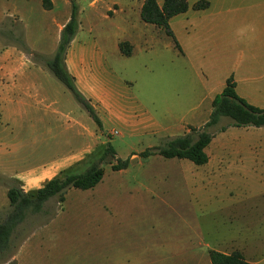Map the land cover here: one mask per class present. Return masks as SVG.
I'll return each mask as SVG.
<instances>
[{
    "label": "rangeland",
    "instance_id": "374dc122",
    "mask_svg": "<svg viewBox=\"0 0 264 264\" xmlns=\"http://www.w3.org/2000/svg\"><path fill=\"white\" fill-rule=\"evenodd\" d=\"M92 1L75 0L79 26L73 48L84 49L95 79L84 75L75 84L103 131L41 63L0 36V88L13 71L19 73L17 64L24 65L19 76H26L32 92L46 91L40 109L77 119L68 130L65 117L64 123L51 120L38 128L7 122L0 114V165L14 172L42 167V186L63 173L86 171L109 142L117 157L130 162L121 171L105 165L94 189H69L63 203L51 199L45 213L29 216L6 264H210V251L238 252L251 264H264V128H233L223 118L208 148L209 165L159 155L142 159L147 148L189 132L179 125L193 115L184 101L191 83L177 71L173 40L161 29L145 27L142 0ZM106 1L122 10L114 14L116 7L107 9ZM70 14L68 0H0V29L23 37L33 54L50 58ZM117 40L127 41L130 56L116 51ZM9 59L15 65L7 66ZM105 83L123 97L126 109L117 116L100 102ZM173 127L177 130L170 131ZM57 159L56 166L47 164ZM14 185L22 184L0 174V215L10 209L6 191Z\"/></svg>",
    "mask_w": 264,
    "mask_h": 264
},
{
    "label": "crops",
    "instance_id": "0c3cea01",
    "mask_svg": "<svg viewBox=\"0 0 264 264\" xmlns=\"http://www.w3.org/2000/svg\"><path fill=\"white\" fill-rule=\"evenodd\" d=\"M163 1L157 0L159 7L163 5ZM186 1L190 6L188 11L169 20V27L179 46V50L175 47L178 52L177 71L182 77H187L191 83L189 92L183 97L184 101L189 103L190 113L193 115L188 120H181L179 126L182 125L183 130H186L188 127L199 128L204 125L211 113L212 100L222 92L226 80L231 76L236 84L237 95L248 104L264 109V0H206L209 2V7L200 11L192 9L193 4L200 0ZM93 2L98 3L99 0H93L91 4ZM143 2L144 0L139 6V12ZM106 4L107 9L111 5L116 7L114 14L122 10V7L115 1H106ZM144 25L154 29L155 33L160 31L154 25L147 23ZM143 36L145 34L141 36V39ZM75 38L76 35L67 49L66 68L76 82H79L80 77L84 75L89 76L88 80L93 82L95 77L86 61L84 49L82 47L73 48ZM120 42L123 41L115 42L117 52H120ZM131 44L134 45L135 41ZM73 50L78 51L75 57ZM5 62L7 66L15 65L14 62L11 64V59ZM17 66L19 73L16 75L13 71L10 78L6 77L5 84L0 88V114L3 120L7 122L20 120L38 126V128L39 126L47 128L51 120L63 122L65 117L67 129L74 128L77 119L72 118L68 112L60 113L49 107H46L45 111L40 109L39 106L47 99L46 91L34 87L32 92L26 76H19L25 70L20 66L24 65L17 64ZM18 69L16 68V73ZM124 82L132 84L130 81L125 80ZM113 88L117 90L112 84L106 83L103 88H100L102 92L100 102L104 104L105 101L104 105L111 108V117L117 116L120 108L126 109L123 97ZM89 97L92 98L90 95ZM119 98H122L121 101ZM169 128L168 126L163 127V130ZM171 130L177 129L173 127ZM211 144L212 141L205 149L208 165L211 161L208 153ZM0 151L2 153L1 149ZM224 153L222 150L221 155ZM69 156L73 157V152L67 155L65 160ZM218 161H222V158ZM58 163L57 159L47 164L56 166ZM39 171H42V167L35 166L23 172H14L0 165V174L19 181L25 192L41 187L38 186Z\"/></svg>",
    "mask_w": 264,
    "mask_h": 264
},
{
    "label": "trees",
    "instance_id": "16d2710c",
    "mask_svg": "<svg viewBox=\"0 0 264 264\" xmlns=\"http://www.w3.org/2000/svg\"><path fill=\"white\" fill-rule=\"evenodd\" d=\"M68 1L71 3V14L68 22L62 28L57 48L50 58L30 52L22 39L23 37L14 36L13 31L0 29V36L7 38L23 53L32 56V61L41 63L73 95L96 126L102 130L101 121L94 107L78 90L74 77L68 72L65 65L66 51L79 26L78 7L75 0ZM189 7L186 0H164L161 7L158 6L157 0H144L140 18L144 23L161 29L173 40L175 47L179 50L178 43L169 27V20L185 13ZM208 7V1L200 0L193 4L192 9L200 11ZM12 36L15 37V40ZM126 45V42L120 43L119 51L128 57L131 55V48L125 50ZM235 85L232 76L226 80L222 92L212 100V110L204 125L199 128L190 127L188 133L168 139L159 148H147L140 153V157L147 160L151 156L159 155L164 159H184L196 166H203L208 163L205 149L214 138V130L223 118L229 119L233 127L264 128V109L250 105L240 98L235 91ZM219 131L224 132L225 127H221ZM129 162L130 159L122 160L117 157L114 147L109 142L98 160L82 173H63L47 181L37 190L29 192H25L20 185L9 187L6 196L10 209L4 215H0V264H6L11 259L20 243L21 226L29 216L45 213V206L51 199H57L59 203H63L69 189L82 191L94 189L104 177L105 165H110L112 171H121L128 167ZM209 258L210 264H251L238 252L226 254L210 251Z\"/></svg>",
    "mask_w": 264,
    "mask_h": 264
}]
</instances>
